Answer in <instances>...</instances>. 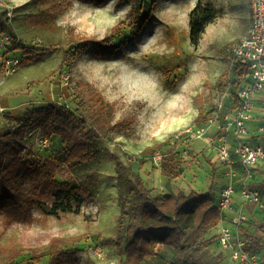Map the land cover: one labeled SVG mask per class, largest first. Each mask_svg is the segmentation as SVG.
<instances>
[{"label":"rangeland","instance_id":"374dc122","mask_svg":"<svg viewBox=\"0 0 264 264\" xmlns=\"http://www.w3.org/2000/svg\"><path fill=\"white\" fill-rule=\"evenodd\" d=\"M64 1L50 8L36 0H0V33L10 35V49L16 55L24 57L22 47H26L34 58L13 74L17 88L11 93L30 96L31 110L51 102L67 106L89 124L88 106H81L80 101L101 97L112 106L113 129L99 140L100 157L93 164L69 168L61 163L65 151L61 140L52 139L38 121L29 125L23 140L32 156L26 154V158H54L58 165L55 179H73L93 194L79 209L58 216L33 209L32 223L15 222L5 228L0 216V264L15 252L20 253L15 262L26 264L35 250H44L54 238L68 240L66 246L76 251L74 264H122L116 224L121 209L111 154L136 168L138 160L146 158L139 171L157 195L211 191L218 203L227 176L220 170L223 165L209 153L205 139L194 140L182 133L201 125L200 113L209 120L217 111L226 92L218 89L219 79L224 74L230 82L237 78L232 52L249 31L250 0H202L211 20L197 44L191 40L190 16L199 0H158L142 31L132 11L135 0ZM138 1L150 4L153 0ZM40 17H46L47 24L34 22ZM110 36L105 47L93 46L75 55L82 39ZM69 37L72 41L67 42ZM65 51L70 55L64 61ZM64 73L69 75L67 81ZM44 136L51 140L47 148L41 145ZM158 144L162 147L156 152L145 153ZM171 150L183 157L184 165L182 176L169 181L158 174L157 157ZM235 177L234 185L240 189L244 177L239 175L238 182ZM23 191L52 201L40 197L34 183L27 182ZM257 209L264 214V203ZM243 213L246 219L241 228L259 231V217L249 216L244 209ZM49 261L46 256L41 264Z\"/></svg>","mask_w":264,"mask_h":264},{"label":"trees","instance_id":"16d2710c","mask_svg":"<svg viewBox=\"0 0 264 264\" xmlns=\"http://www.w3.org/2000/svg\"><path fill=\"white\" fill-rule=\"evenodd\" d=\"M36 1L50 8H56L65 2ZM157 1L153 0L150 4L138 0L133 2L132 11L139 21L138 31H142L153 17ZM210 20L208 8L199 0L190 16L191 40L194 44L198 43L200 34ZM34 22L45 25L47 18H35ZM117 30L114 29L113 32H119ZM112 36L103 40L82 39L75 55H81L93 46L105 47ZM69 38L67 42L72 41L73 37ZM22 48L26 52L21 57V65L23 62H32L34 58L31 56V49ZM69 55V51H65L63 60H67ZM233 73L237 77L233 82L224 74L217 84L220 91L228 92L231 108L238 104L237 95L248 81V69L237 63L233 65ZM243 81L245 82L242 85ZM80 105L88 106L91 124L85 117H78L69 107L51 102L28 111L22 119L15 120L16 126L0 132V216L5 228L15 222L32 223L33 209L51 216H58L61 212H73L92 196V189L73 179H55L58 165L54 158H26V154L32 156V152L23 140L29 125L38 121L52 139L56 137L65 145L61 159L63 165L75 168L93 164L100 157L99 140L113 129L112 106L101 97L81 100ZM228 106L230 105H226L225 111H228ZM6 117L13 119L11 115ZM207 121L203 113H200L198 122L202 125ZM160 147L162 145L159 144L148 147L145 153H154ZM110 158L115 166L121 209L116 224L118 246L124 255L122 264L221 263L222 256L215 255L212 251L216 239L209 236V233L223 219V213L211 191L201 193L191 190L157 195L145 183L139 171L147 163L146 158L138 160L137 168L133 164H125L117 154H111ZM183 165V157L171 150L162 153L159 169L163 177L172 181L182 176ZM27 182L34 183L39 196L51 198V203L26 194L23 186ZM258 230L260 233L241 228L242 236L246 240L244 249L251 254L264 248V221L258 222ZM67 242L63 238L52 239L44 250H35L26 264H41L46 256L50 257L48 264H74L76 251L66 246ZM19 254L13 253L5 264H21L15 262Z\"/></svg>","mask_w":264,"mask_h":264},{"label":"built area","instance_id":"2783aa9c","mask_svg":"<svg viewBox=\"0 0 264 264\" xmlns=\"http://www.w3.org/2000/svg\"><path fill=\"white\" fill-rule=\"evenodd\" d=\"M251 25L245 37L233 48L232 66L241 64L247 67L248 81L238 92V104L232 113L225 112V100L228 92L224 93L217 111L203 126L195 125L182 134H188L194 140L205 139L208 149L215 153L217 160L227 170V180L220 191L218 207L222 213L232 209L236 194L233 167L239 161L249 176L251 168L264 162V145L250 144L246 141L249 135L248 123L253 119L254 101L263 98L262 122L260 132L264 133V0H250ZM11 37L7 33H0V69L6 76L18 72L21 67V57L10 52ZM67 81L69 75L63 74ZM4 109H2L3 111ZM224 111V112H223ZM44 148L50 146L47 136L41 139ZM162 156L157 157L161 163ZM243 204L240 212L232 218L231 224L225 226L218 235V243L223 250L231 251L234 260L258 264L256 254L245 251L246 240L241 233V226L246 216L243 213L244 203H253L263 207L259 190L251 188L244 181L241 190Z\"/></svg>","mask_w":264,"mask_h":264},{"label":"crops","instance_id":"0c3cea01","mask_svg":"<svg viewBox=\"0 0 264 264\" xmlns=\"http://www.w3.org/2000/svg\"><path fill=\"white\" fill-rule=\"evenodd\" d=\"M15 54V52H13ZM1 65V60H0ZM16 75V74H15ZM15 75L12 76H6L3 74L2 70L0 69V129L6 128V127H14L16 126V119H22L28 111L32 109V101H30V96L28 95H20V94H13L11 93L12 90L17 88V83L14 81H17L15 79ZM229 97V95H228ZM226 98L225 104L231 106V99ZM262 106H263V98L258 97L254 101V111H253V119L249 121L248 127H249V135L246 138V141H248L250 144H263L264 145V133L260 132L259 128L262 122ZM2 109H4L2 111ZM228 110V107L227 109ZM235 110V108H231L229 111H225L227 113H232ZM224 112V111H223ZM6 115H11L13 119H10L6 117ZM209 153H213L209 150ZM215 155V153H213ZM216 157V155H215ZM217 158V157H216ZM220 170H224L225 173H227V170L223 166H219ZM233 175L239 176L242 174L244 177L242 180L240 189L235 186L236 194L234 198V204L231 210L223 213V219L218 223L216 227H214L211 232L209 233V236L215 237L216 244L212 246V251L222 256V261L220 264H252L249 262H240L236 261L231 256V251L229 250H223L221 246L218 243V235L221 232V230L231 224V220L234 216H236L242 207L243 200L241 197V190L242 186L244 184V181L246 180L247 183L251 188L257 189L261 193L262 201L264 203L263 197H264V162H260L259 164L255 165L251 168V174L248 176L246 174L245 169L241 165L239 161H236L233 167ZM158 174L161 175L160 169H158ZM162 176V175H161ZM163 177V176H162ZM237 177L236 180H237ZM165 178V177H164ZM227 180L228 176L225 177ZM238 182V180H237ZM239 189V190H238ZM259 208L258 205L253 203H244L243 209L249 214V216L255 215L259 217V222L264 221V214L260 213L261 210L257 209ZM254 211L251 213L249 210L253 209ZM256 232V231H253ZM260 233L259 231H257ZM256 255L259 258L258 264H264V248H262L259 252L256 253Z\"/></svg>","mask_w":264,"mask_h":264}]
</instances>
